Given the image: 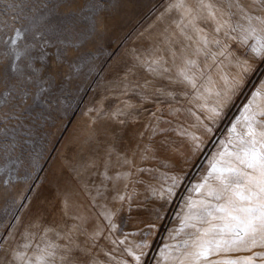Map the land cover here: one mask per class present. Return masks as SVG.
<instances>
[{
  "label": "snow or ice",
  "instance_id": "1",
  "mask_svg": "<svg viewBox=\"0 0 264 264\" xmlns=\"http://www.w3.org/2000/svg\"><path fill=\"white\" fill-rule=\"evenodd\" d=\"M61 2L68 7V12L63 14L58 28L40 33L31 32L29 28L13 27L20 19L27 18L25 10L35 0H5L0 5V45L9 46L10 54L19 59L23 53L18 51V42L22 40L25 41V51L37 44L47 45L50 40L60 45L67 43L69 48L63 49L62 54L75 43L94 44L106 27L103 16L97 13L96 17H81L80 9L72 7L76 0ZM165 12L178 15V33L162 34L163 51L175 61L176 52L172 45L177 43L179 35L189 42L192 52L183 56L180 70L173 78L169 74L167 60L158 49L148 62L153 81L146 80L143 85H137L141 91H133L135 96L141 98V106L133 108L125 102L122 108L101 113L112 125L113 138L122 142L123 136L119 133L129 123H141L140 112H147L148 119L143 123V129H148V134L147 142L138 139L130 152L120 151L113 143L106 146L108 150L100 166L103 171L95 174L102 177L99 184L86 181L80 187L89 201L88 206L93 209L101 201L105 204L118 201V207L114 205L115 214L121 211L130 213L133 209L137 213L143 211V205L133 203L136 196L130 190V184L145 187L144 198H156L154 204L163 209L182 186L180 181L184 176L179 161L170 169V175L165 174V181H170L169 184L150 181L145 186L144 180L137 174L142 175L149 169L138 165L137 154L139 160L175 158L178 154L175 141L169 138L170 132L189 140L190 154H198L203 141L185 127L180 120L181 115L194 117V127L211 134V125L224 117L225 109L246 86L244 77L254 71L251 61L264 63V0H252L251 3L244 0H194L192 4L188 0H172ZM29 40L34 43H27ZM234 47L243 51L234 52ZM43 57L41 53L40 59ZM28 59L30 61L31 57ZM224 61L239 71L231 78L221 76L223 83L218 85L205 69L220 68ZM26 67L31 68V63H27ZM5 69L0 74V105H4L0 109V124H4L0 132L9 127L13 130L20 127V118L15 110L21 105L31 114L36 108L51 109L57 103L51 97L30 93L29 85L34 81H30L15 62L7 63ZM158 80L167 81L173 90L169 91L164 85L156 87L155 81ZM148 88L153 91L148 92ZM5 93L19 103L8 106ZM30 96L33 103L26 104ZM258 97L264 101V81L252 92L248 103L243 105L241 116L229 129L231 138L221 143V148L209 161L205 174L193 186L194 195L188 196L185 208L178 216L180 226L173 230L172 239L176 242L163 246L158 264H264V102H257ZM166 101L175 102L167 111L176 123L173 125L172 120H167L165 123L168 127H163L160 122L164 117L158 114L163 109L157 107L156 111H150L145 105H159ZM36 116L44 118L42 112H37ZM13 119L18 121L16 125L6 123ZM99 119L100 116H97ZM138 135L143 138L146 133L141 130ZM113 152L117 157L116 165L112 160ZM23 178L28 180V177ZM25 190L31 191V188ZM70 198L71 193L65 191L59 223L44 224L36 217L35 222H30L25 231L19 233L20 240L16 239L17 233H12L10 237L0 235V264H101L97 255L101 251V241L112 246L104 253L107 264H146V250L150 249L146 237L152 232L154 224H145L144 228L139 229L141 240L132 243L129 236L133 233H124L113 222V213L107 211L103 218L108 223L89 229L90 217L84 213V205H79L82 209L80 212L70 213L66 210L65 205ZM152 214L156 219H161L159 211L154 210ZM118 251L121 254L119 260L116 257ZM240 252L249 254L232 255Z\"/></svg>",
  "mask_w": 264,
  "mask_h": 264
},
{
  "label": "rangeland",
  "instance_id": "2",
  "mask_svg": "<svg viewBox=\"0 0 264 264\" xmlns=\"http://www.w3.org/2000/svg\"><path fill=\"white\" fill-rule=\"evenodd\" d=\"M4 2L5 0H0V5ZM171 2L172 0H76L72 7L80 9L81 17H96L99 13L104 18L106 27L94 44L75 43L70 50L62 54L63 49L69 48L67 43L60 45L50 40L47 45L37 44L25 51V41L22 40L18 42V51L23 53L19 59L10 54L9 46L0 45V74L6 71L7 63L15 62L25 76L34 81L29 85L30 93L45 98L51 97L57 101L51 109L36 108L31 114L21 105L15 110L20 118V127L15 130L9 127L0 132V235L10 237L12 233H17L16 239L20 240L19 233L24 232L30 222H35L36 217L44 224L59 223L62 219L61 200L67 191L71 193V198L65 205L66 210L70 213L80 212L82 209L79 205H84L83 211L90 217L87 226L89 229L94 225L107 224L108 221L103 218L107 211L113 213V222L117 223L124 233H133L129 236V241L138 243L141 240L138 230L144 228L145 224H154L152 232L146 237L150 244V249L146 250V264H158L163 254V246L176 242L172 239L173 230L180 226L178 216L185 208V200L193 194V186L205 174L209 161L221 148V143L231 138L229 129L241 116L243 105L248 103L252 92L264 81V63L251 61L254 71L244 77L246 86L225 109L224 117L211 125V134H205L202 129L194 127V117L181 115L180 120L185 127L199 135L203 141L198 154H190L191 142L175 132L168 133L169 138L175 141L178 154L175 158L139 160L137 154L138 165L149 169L142 175L137 174L144 180L145 186L150 181L169 184L170 181H165V174L170 175V169L179 161L184 176L180 181L182 186L169 198L171 202L163 209L154 204L156 198H144L145 187L140 185H129L136 196L133 203L143 205V211L139 213L133 209L130 213L121 211L115 214L114 205L118 207V201L107 204L101 201L93 209L88 206L87 197L80 191L81 185L86 181L99 184L102 177L95 174L103 171L100 166L105 159L108 150L106 146L109 143L115 144L120 151L130 152L138 139L147 142L148 129H143V123L148 119L147 112H140L141 123H129L119 133L123 136L122 142L113 138L112 125L101 113H110L122 108L125 102L133 108L141 106V98L135 96L133 91H141L137 85H143L146 80L153 81L148 62L153 59L158 49L167 60L169 74L173 78L180 70L183 56L192 52V48L188 46L189 42L179 35L177 43L172 45L173 51L176 52L175 61L162 49L164 35L178 33V15L165 12ZM188 2L192 4L194 0ZM244 2L251 3L252 0ZM67 12L68 7L61 0H35V3L25 10L27 18L20 19L13 27L29 28L31 32L40 33H45V30L55 31L63 14ZM83 22L86 23L87 20ZM201 27L208 30L203 24ZM27 43L34 41L29 40ZM233 51L242 52L243 49L237 50L234 47ZM41 53L44 54L43 59H40ZM29 62L31 68L26 67ZM205 71L212 74L218 85H222L221 76L227 75L231 78L239 70L224 61L222 67H212ZM155 84L156 87L164 85L169 91L173 90V86H168L167 81L158 80ZM41 89L43 91H40ZM147 91L152 92L153 89L148 88ZM4 99L8 101V106L19 103L10 99L7 93ZM257 102L264 101L258 97ZM25 103L32 104V97ZM174 103L166 101L159 105L145 106L150 111H156L157 107L163 109L158 113L164 117L160 123L161 126L168 127L165 121L172 120L173 125L176 123L175 118L167 111ZM3 107L4 105H0V109ZM37 112H42L44 118H38ZM97 116H100L99 120ZM6 123L16 125L18 121L13 119ZM0 128H4V124H0ZM141 130L146 133L143 138L138 135ZM112 160L116 165L117 157L114 152ZM23 177H28V180L25 181ZM29 187L31 191H26ZM25 196L27 199H22ZM154 210L159 211L161 219H156L152 214ZM96 213L101 215L97 216ZM100 247L101 251L97 254L99 260L101 264H107L104 253L112 246L101 241ZM248 254L240 252L232 255ZM116 257L117 260L121 259L119 251Z\"/></svg>",
  "mask_w": 264,
  "mask_h": 264
}]
</instances>
